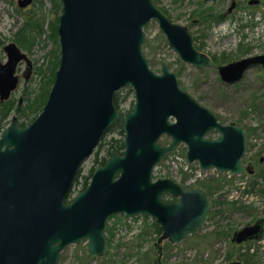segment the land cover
I'll use <instances>...</instances> for the list:
<instances>
[{"label": "water", "instance_id": "1", "mask_svg": "<svg viewBox=\"0 0 264 264\" xmlns=\"http://www.w3.org/2000/svg\"><path fill=\"white\" fill-rule=\"evenodd\" d=\"M60 66L41 114L23 127L17 116L0 136V264H59L69 246L87 241L88 254H107L106 225L113 215L151 217L163 236L178 244L198 233L209 220L211 200L201 188L185 190L171 179L154 182V169L181 143L187 159L204 170L253 174L245 166L246 131L224 126L184 92L175 73L162 74L144 54L145 28L158 23L180 59L197 68L211 67L187 27L174 24L154 0H60ZM213 1V0H206ZM34 0H19L25 9ZM235 4L232 5V8ZM231 8V9H232ZM0 65V101L17 90L19 65L28 55L17 43L4 46ZM264 55L220 67L223 80L240 81ZM130 87L135 104L123 115L124 154L115 153L93 172L90 185L72 201L75 179L85 161L121 115L116 92ZM220 132L216 140L206 135ZM167 135L168 146L158 141ZM176 198L169 204L163 197ZM264 220L234 235L233 242L259 241Z\"/></svg>", "mask_w": 264, "mask_h": 264}, {"label": "rangeland", "instance_id": "2", "mask_svg": "<svg viewBox=\"0 0 264 264\" xmlns=\"http://www.w3.org/2000/svg\"><path fill=\"white\" fill-rule=\"evenodd\" d=\"M236 1L241 8L222 22L217 21L218 17L227 13L231 0H216L215 2H205L204 0H155V3L175 23L189 27L192 35L202 41L205 47L215 50V54L221 51L227 61L232 62L250 55L264 54V43L251 42V40L255 41L256 37L244 32V26L248 22H255V20L251 21L248 16H257L258 14L264 16V0H261L262 3L255 7H249L250 0ZM44 2V6L41 7L34 0L32 5L22 9L19 7V0H0V64L7 62L4 46L15 42V33L33 12L36 14L37 19L44 18L45 20L46 32L34 45L31 52L18 45L28 55L32 63L28 79L25 78L27 72L25 62L21 64V68L17 73L20 84L11 99H15L21 105H26L30 93L39 92L42 77L37 74V69H47L50 62L54 60L55 55L59 54V42L56 45L50 37L52 31L49 25L52 21H55V15L52 13L53 4L50 0ZM215 26V29H220L218 35L215 30H212ZM235 27L239 31H236ZM145 32L147 33V53L149 51V56L154 57L153 55L159 53L166 39L155 21L149 24ZM247 40L252 45L246 46L244 44L245 46H243V42H247ZM221 61L222 58L219 62ZM153 65L157 64L153 62ZM175 72L182 89L213 112L222 123H237L247 129L249 140L246 159L255 158L257 160L256 166L259 176L254 177L253 181L257 183L256 188L263 189L264 163L260 165L259 158L264 157V70L255 68L249 71L243 81L235 86L225 85L221 81L216 67L197 69L192 66L179 65ZM125 94L126 91H123L121 96ZM132 102L133 98H130L124 103L122 106L123 111L130 110L133 105ZM13 116L19 117L14 111L7 121V126ZM33 120L34 116L22 119L19 117L20 123H29ZM113 139L119 141L123 139V136L118 131L107 134L104 139L105 146L97 149L85 161L79 183L75 187L77 193L85 186L86 178L90 176L92 170L100 165L97 161L101 162L104 157L107 159L110 157L107 144ZM168 142L167 138L162 140L163 144ZM185 151V148H181L180 154L184 155ZM164 174L166 172L162 168L155 172L156 177ZM177 180L182 181L179 177ZM216 184L219 185V183ZM238 192L243 191L238 190ZM257 196L261 197L259 193L254 191V202L249 198L243 201L246 204L249 203L244 207L243 205H240V207L226 206L223 215L215 217L201 232L189 237L180 244L172 245L165 241L163 243L161 264H230L239 261L242 256L240 251L243 248H236L231 242L232 235L235 231L253 223L258 218H264V202L261 198L257 200ZM250 202H253V204L251 205ZM120 219L121 222L118 223L128 224L125 219ZM137 221L139 222L136 223L141 225L140 228L143 229V231L141 230L144 233L142 238L140 237V229L133 233L123 226L122 232L121 228L120 232L116 231L113 248L107 257L98 260L90 259L86 245L81 243L67 247L61 254L59 264H154L159 256L155 249V243L160 236L152 231L151 220L139 219ZM115 222V220H112L111 225H109L113 226ZM246 247L247 251L254 248V251H251L252 253L249 251L250 257L253 256V258H251L250 263L247 260H242L243 263L264 264V238L261 242Z\"/></svg>", "mask_w": 264, "mask_h": 264}, {"label": "flooded vegetation", "instance_id": "3", "mask_svg": "<svg viewBox=\"0 0 264 264\" xmlns=\"http://www.w3.org/2000/svg\"><path fill=\"white\" fill-rule=\"evenodd\" d=\"M60 1V0H59ZM205 2H215L216 0H213V1H206L204 0ZM155 2V0H154ZM61 3V12L59 14V18L60 16L62 15V2L60 1ZM262 3L261 0H250L249 1V7H255V6H259L260 4ZM156 4V3H155ZM235 4V7L232 8V5ZM157 6V5H156ZM158 7V6H157ZM159 8V7H158ZM232 8V9H231ZM239 8H241V6L237 3L236 0H231V5L230 7L228 8L227 10V13L226 14H222L220 16H224L225 19H227L228 16H230L232 13H234L236 10H238ZM160 9V8H159ZM162 11V10H161ZM165 14V13H164ZM258 14V13H256ZM255 14V15H256ZM166 15V14H165ZM167 16V15H166ZM168 17V16H167ZM250 18L251 21H254L255 20V25L254 23H250L248 22V24L246 26H244V32L246 33H250V36L254 35V37H256L255 41L251 40V42H256V43H264V35H255L253 34L252 30L255 29V27L257 26V24L259 22H264V16L258 14L257 16H248ZM169 18V17H168ZM170 19V18H169ZM224 19V20H225ZM174 24L176 25H179V26H183V25H180V24H177L175 23L172 19H170ZM219 22V20H217ZM223 21V20H222ZM221 21V22H222ZM153 22V21H152ZM151 22V23H152ZM157 23V22H156ZM158 24V23H157ZM235 24V23H234ZM233 24V25H234ZM236 25V24H235ZM149 26V25H148ZM147 26V27H148ZM159 26V25H158ZM58 27H59V24H58ZM146 27V28H147ZM184 27H187V26H184ZM145 28V29H146ZM189 32L191 33L190 31V28L187 27ZM215 27L212 28V30H215L216 34L219 32L218 29H215ZM236 28V27H235ZM159 30H160V27H159ZM239 31L238 28H236V31ZM160 32L162 33V31L160 30ZM236 33V32H235ZM163 34V33H162ZM57 35H58V30H57ZM164 35V34H163ZM192 35V33H191ZM218 35V34H217ZM243 35V34H242ZM232 36V35H231ZM230 36V37H231ZM247 37L249 36L248 34L246 35ZM165 39H166V36L164 35ZM193 37V40L195 42V46L197 48V50L208 56L212 62H213V65L211 67H204V68H213V67H216V69L218 70L219 72V76H220V79L221 81L225 84V85H228V86H235L237 84H239L241 81H243V79L245 78L246 74L255 69V68H263L262 65H257V66H253L251 67L250 69H248L243 78L236 82V83H233V84H229L227 82H225L220 74V71H219V68L220 67H223V66H226L228 64H231L233 62H237V61H240L242 59H245V58H249V57H254V56H260V55H264V54H259V55H250V56H247V57H243L241 58L240 60H237V61H232V62H229L227 61V59L225 58L224 55H222L223 53L220 51L218 52L217 54H215V50L209 48V47H205L203 44H202V41H199L194 35H192ZM58 42H59V37H58ZM147 33L145 32V43H144V47H143V50H144V54L147 58V61L149 63V66L152 70H154L157 74H162V68L164 65H166L171 72L175 73L176 76H177V73L175 72L176 68H178L179 65H187V66H192L194 68H197L195 67L194 65L192 64H187L185 62H183L179 55L177 54V52L169 45L167 39H166V42L164 43V45H162L159 53L157 55H153L154 57L152 56H149V51L147 53ZM252 45L249 43V40H247V42H243V46L245 45ZM145 46H146V49H145ZM160 47V46H159ZM59 56V65H58V68H57V71L59 69V66H60V59H61V46H60V43H59V54H57ZM222 55V56H221ZM222 58V61L219 62ZM153 62L154 64H157V65H153ZM24 62H22L21 64H23ZM26 63V62H25ZM5 64V63H4ZM21 64L19 65V68H18V71L19 69L21 68ZM1 65V64H0ZM27 65V63H26ZM204 68H197V69H204ZM17 71V73H18ZM56 71V72H57ZM29 74L30 72H26L25 74V78L28 79L29 78ZM18 75V74H17ZM55 77H56V74H55ZM178 78V76H177ZM20 79V78H19ZM55 82V80H54ZM178 82H179V79H178ZM54 84V83H53ZM180 84V83H179ZM53 86V85H52ZM181 87V85H180ZM52 89V87H51ZM182 89V87H181ZM132 91V93L129 92ZM183 90V89H182ZM123 91H126V94L124 96H121V94L123 93ZM184 92H186L185 90H183ZM51 92V90H50ZM188 93V92H186ZM50 94V93H49ZM189 94V93H188ZM190 96H192L191 94H189ZM193 97V96H192ZM49 98V96H48ZM119 98V103H120V107L118 108L117 106V100ZM130 98H133V102H132V108L135 104V93L133 91L132 88L130 87H124L122 89H120L118 92H116L115 94V97H114V102H115V106L117 108V110L119 111L121 117L119 119V121H122V132H124V128H123V115L126 111H123V104L126 103ZM194 98V97H193ZM195 99V98H194ZM196 100V99H195ZM48 101V99H47ZM197 101V100H196ZM198 102V101H197ZM47 103V102H46ZM199 103V102H198ZM201 106H203L201 103H199ZM46 105V104H45ZM45 107V106H44ZM204 108H206L205 106H203ZM132 108L130 110H132ZM44 109V108H43ZM208 109V108H206ZM130 110H127V111H130ZM209 110V109H208ZM43 111V110H42ZM210 111V110H209ZM211 112V111H210ZM215 117L216 119L218 120L219 123H221L222 125L224 126H229L231 124H235L236 126H239V127H243L241 125H238L237 123H229V124H224L222 123V121L213 113L211 112ZM41 114V113H40ZM39 114V115H40ZM38 115V116H39ZM37 116V117H38ZM36 119V118H35ZM34 119V120H35ZM33 120V121H34ZM117 121L110 129H108V131L106 132V134L103 136V138L101 139L100 143L98 144V146L96 147V149L94 150V152L97 150V149H101L105 146L106 143H104V139L105 137L107 136V134L109 133H114L115 131H118L120 132L119 130H115V131H112L113 127L119 122ZM32 122V121H31ZM30 123V122H29ZM28 125V123H26L25 126L23 127H26ZM245 129V133H246V153L243 157V163L245 164V166H248V165H252L253 168H254V173L251 175V174H248V173H245L243 175H233L231 172H219L217 171L216 169H210V170H204L202 167H201V164L199 161H194L192 163H190L187 159V154H188V146L185 144V143H181L177 149L172 152V153H169L167 154L162 160L161 162L156 166V168L154 169V177H153V180L154 182H156L157 180L159 179H171L173 180L175 183L179 184L182 186L183 189L185 190H189V189H192V188H201L202 190H204L209 199L211 200V213H210V218L209 220L199 229L198 233L201 232L204 228H206V226L215 219V217L217 216H221L224 214V210L226 208V206H237V207H240V205H243V207L246 205H248L249 203H245L243 201H246L250 198L251 201L254 202V191L256 193H259V195H261V197H258L257 196V200L259 198H261V200L264 202V188L263 189H259V188H256L255 185H257L256 182H254V177L256 176H259L258 173H257V160L255 158H251L249 160L246 159L247 157V153H248V140H249V133L247 131V129L245 127H243ZM221 133L220 132H217L216 130L215 131H211L209 132L207 135H206V138L209 139V140H216L220 137ZM123 136V139L122 140H114L113 141L111 140V142H109L107 145H108V154L110 155V157L112 155H114L115 153H118L119 155L123 156L124 154V139H125V132L124 134L122 135ZM164 138H167L169 140V142L167 144H163L162 143V140ZM118 142L120 145H122V150H119V151H116V152H112L110 153V147L111 145L114 143V142ZM171 142V138H169L167 135H164L159 141L158 143L161 144L162 146H168ZM181 148H185V154H180V149ZM93 152V153H94ZM93 155V154H92ZM91 155V156H92ZM90 156V157H91ZM109 157V158H110ZM108 158V159H109ZM107 158H103L101 162H98L100 165L98 166H102L104 165L107 160ZM264 163V157H260L259 158V164L262 165ZM97 167V166H96ZM96 167L92 170L90 176H89V181L86 180V182L88 181L87 185L85 183V186L83 187V190H85L89 185H90V182H91V179H92V175H93V172L94 170L96 169ZM160 168L164 169L166 174H164L163 176H160V177H156L155 176V172L157 170H159ZM82 170V169H81ZM81 170L79 171V173L81 174ZM79 173H78V176H79ZM77 176V178H78ZM81 176V175H80ZM181 178L182 181H179L177 180V178ZM245 177V178H244ZM80 179V178H79ZM79 179H78V182L77 184L79 183ZM244 179V180H243ZM76 181V179H75ZM216 183H219L216 184ZM77 184L75 185V182H74V185H73V189L71 191V195L69 196L68 198V201H72L80 192H76L75 190V187L77 186ZM224 188L222 191L221 189ZM238 190L240 191H243L241 193L238 192ZM75 191V192H74ZM245 194V195H243ZM245 198V199H244ZM176 200V198H172V197H169V196H165L163 197L162 201L166 204H169L171 203L172 201ZM253 202H250L251 205L253 204ZM120 218L122 219H125L126 221H128V224H121V223H118V222H121ZM139 219H142V220H151V228L153 232H155V234L158 236H160L158 238V241L155 243V249L157 250L159 256L157 258V260L154 262V264H161L162 263V258H163V243L165 241L169 242L170 244H172L170 241L168 240H163V241H160L161 237L163 236V231L162 229L160 228V226L156 223V221H154L151 217H145V216H142V215H137V216H134V217H128L126 214H120V215H113L111 216L108 221H107V225H106V242H107V254L102 257V258H92L89 254H88V257L90 259H95V260H98V259H103L105 257H107L109 255V252L110 250L113 248V245H114V241H115V236H116V231H119L120 232V228H121V232L123 231L122 228L123 226L128 228L129 231L135 233L138 231V229H140V231L143 229L140 228L141 225L137 224L136 222H139L137 220ZM112 220H115L116 222L113 224V226H110L111 225V221ZM258 220H264V218H258L256 221H254L253 223L251 224H248L242 228H240L239 230L235 231L232 235V239H231V242L236 246V248H243L240 252L242 255L240 258H239V261H236V262H232L230 264H245L243 263L242 260H247L249 263L251 261V258H253V256L250 257V252L253 250L254 251V248H251L249 251H247V247L246 246H251L252 244H255V243H258V242H261L264 238V235L263 237L257 241V240H254V241H249V242H246V243H243L241 245L239 244H236L233 242V238H234V235L239 232L240 230H242L243 228L247 227V226H252L254 225ZM132 221V222H131ZM110 224V225H109ZM159 229L161 231H159ZM141 231V234H140V237L142 238L144 236V233H142ZM146 231V230H145ZM196 233V234H198ZM194 234V235H196ZM130 235V234H129ZM193 236V235H191ZM189 236V237H191ZM138 237V236H137ZM189 237H187L186 239H188ZM185 239V240H186ZM184 240V241H185ZM183 242V241H182ZM82 244L84 243L86 245V248H87V241H83L81 242ZM79 243V244H81ZM181 243V242H180ZM178 243V244H180ZM77 245V244H75ZM172 245H177V244H172ZM72 246V245H71ZM64 252V251H63ZM62 252V253H63ZM87 253H88V250H87ZM249 255H247V254ZM252 253V252H251ZM246 254V255H245ZM243 257V258H242ZM61 259V257H60ZM60 261V260H59ZM248 264V263H247Z\"/></svg>", "mask_w": 264, "mask_h": 264}, {"label": "trees", "instance_id": "4", "mask_svg": "<svg viewBox=\"0 0 264 264\" xmlns=\"http://www.w3.org/2000/svg\"><path fill=\"white\" fill-rule=\"evenodd\" d=\"M45 0H35L37 4H39L41 7L44 6ZM53 4L52 13L55 15V21H52L50 23L49 28L52 31L51 38L54 40L55 44L58 45V24H59V14L61 12V3L59 0H50ZM224 16L218 17L219 21L224 20ZM45 20L37 19L36 14H31L25 23L18 28V31L14 35V41L24 50L31 52L34 45L42 38V36L45 34ZM59 65V56L55 55V58L53 61L50 62L47 69L38 68L37 74L42 77V82L39 88V92L30 93L27 100L26 105H21L19 102L17 103L15 99H10L6 102L0 101V136L3 130L6 128L7 121L9 120L11 114L15 111L20 119L22 118H29L30 116H34V119L37 118V116L42 112L51 87L55 80V74L57 71ZM130 93L132 91L129 90ZM117 106L120 107L119 98L117 100ZM18 117V118H19ZM22 126H25L26 123L22 122ZM119 130L120 135H123L124 132H122V121H119L112 129V131ZM122 150V145H120L117 141L114 142L110 147V153L116 152ZM80 173L78 178H76L75 185L78 182V179L80 178ZM86 180L89 181V177L86 178ZM86 182V185L88 183ZM68 201V200H67ZM159 231H161L159 229ZM249 263V262H248Z\"/></svg>", "mask_w": 264, "mask_h": 264}, {"label": "built area", "instance_id": "5", "mask_svg": "<svg viewBox=\"0 0 264 264\" xmlns=\"http://www.w3.org/2000/svg\"><path fill=\"white\" fill-rule=\"evenodd\" d=\"M252 32L255 35H264V22H259Z\"/></svg>", "mask_w": 264, "mask_h": 264}]
</instances>
